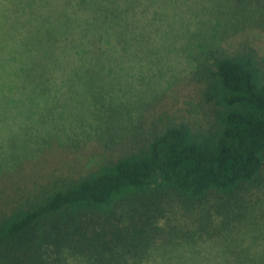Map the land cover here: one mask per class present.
<instances>
[{"label":"trees","instance_id":"obj_1","mask_svg":"<svg viewBox=\"0 0 264 264\" xmlns=\"http://www.w3.org/2000/svg\"><path fill=\"white\" fill-rule=\"evenodd\" d=\"M146 2L0 0L7 11L0 58L13 62L15 77L29 69L22 62L32 79L104 77L110 55L102 46L115 36L122 49L143 41L137 21ZM207 3L206 13L233 20L234 32L246 23L264 29V0ZM34 50L43 51L46 69H37ZM207 51L191 71L195 98L138 108L115 157L0 187V264H168L156 249L250 220L259 202L252 203L253 189L264 188V51L250 44ZM113 90L100 86L95 97L107 102Z\"/></svg>","mask_w":264,"mask_h":264},{"label":"rangeland","instance_id":"obj_2","mask_svg":"<svg viewBox=\"0 0 264 264\" xmlns=\"http://www.w3.org/2000/svg\"><path fill=\"white\" fill-rule=\"evenodd\" d=\"M144 1L148 10L137 21L144 40H131L126 49L117 36L105 43L102 49L110 58L102 67L108 72L104 77L32 79L29 62H22L28 64V71L15 77L13 62L0 58V187L55 166L84 171L115 157L138 108H149L152 99L158 111L170 104L181 107L195 98L191 71L213 44H250L264 51V29L246 23L234 32L233 20L225 24L221 14L223 19L206 13L210 3L203 4L205 0ZM51 2L55 7L63 5V0ZM164 11L167 14L161 19L158 13ZM6 12L0 5V16ZM145 14L148 20L142 21ZM135 35L130 37L138 39ZM29 53L38 61V70L46 69L42 50ZM100 86L114 88L107 102L95 97ZM98 110L102 118L97 117ZM263 189H253L252 203L259 202L249 221L225 231L212 228L202 236L180 238V243H169L165 250L156 249V256H165L168 264H264ZM181 222L189 221L182 218Z\"/></svg>","mask_w":264,"mask_h":264}]
</instances>
